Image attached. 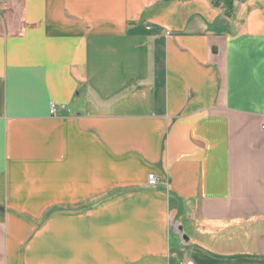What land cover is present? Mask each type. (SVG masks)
<instances>
[{
    "label": "crops",
    "instance_id": "crops-1",
    "mask_svg": "<svg viewBox=\"0 0 264 264\" xmlns=\"http://www.w3.org/2000/svg\"><path fill=\"white\" fill-rule=\"evenodd\" d=\"M186 261L264 264V0H0V264Z\"/></svg>",
    "mask_w": 264,
    "mask_h": 264
},
{
    "label": "trees",
    "instance_id": "trees-1",
    "mask_svg": "<svg viewBox=\"0 0 264 264\" xmlns=\"http://www.w3.org/2000/svg\"><path fill=\"white\" fill-rule=\"evenodd\" d=\"M246 0H210L211 4L215 8L225 9L226 14H230L233 8L234 2H245Z\"/></svg>",
    "mask_w": 264,
    "mask_h": 264
},
{
    "label": "built area",
    "instance_id": "built-area-1",
    "mask_svg": "<svg viewBox=\"0 0 264 264\" xmlns=\"http://www.w3.org/2000/svg\"><path fill=\"white\" fill-rule=\"evenodd\" d=\"M56 112L55 110V106L53 104H50V115H54ZM148 183L150 186H154L156 185V181L155 178L153 177V175H149L148 176ZM184 264H194L192 261H186Z\"/></svg>",
    "mask_w": 264,
    "mask_h": 264
},
{
    "label": "rangeland",
    "instance_id": "rangeland-1",
    "mask_svg": "<svg viewBox=\"0 0 264 264\" xmlns=\"http://www.w3.org/2000/svg\"><path fill=\"white\" fill-rule=\"evenodd\" d=\"M147 183H148V181H147ZM148 185H149V183H148Z\"/></svg>",
    "mask_w": 264,
    "mask_h": 264
},
{
    "label": "water",
    "instance_id": "water-1",
    "mask_svg": "<svg viewBox=\"0 0 264 264\" xmlns=\"http://www.w3.org/2000/svg\"><path fill=\"white\" fill-rule=\"evenodd\" d=\"M185 239H186V237H185Z\"/></svg>",
    "mask_w": 264,
    "mask_h": 264
}]
</instances>
